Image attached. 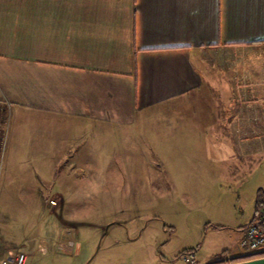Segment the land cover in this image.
<instances>
[{"label": "crops", "instance_id": "0c3cea01", "mask_svg": "<svg viewBox=\"0 0 264 264\" xmlns=\"http://www.w3.org/2000/svg\"><path fill=\"white\" fill-rule=\"evenodd\" d=\"M203 101L211 141L261 166L264 0H0V164L21 189L52 196L99 134L162 111L174 122L180 102ZM33 133L37 143L25 140ZM261 203L243 223L215 219L227 234L192 250V263L154 264H264V250L237 247Z\"/></svg>", "mask_w": 264, "mask_h": 264}, {"label": "rangeland", "instance_id": "374dc122", "mask_svg": "<svg viewBox=\"0 0 264 264\" xmlns=\"http://www.w3.org/2000/svg\"><path fill=\"white\" fill-rule=\"evenodd\" d=\"M207 103L180 102L174 122L162 111L139 129L99 134L84 147L87 164L68 167L71 177L63 168L52 196L19 188L0 164V260L23 252L25 264H154L224 237L225 229H211L215 219L243 223L264 201V157L249 167L213 143ZM28 139L37 143V134Z\"/></svg>", "mask_w": 264, "mask_h": 264}, {"label": "built area", "instance_id": "2783aa9c", "mask_svg": "<svg viewBox=\"0 0 264 264\" xmlns=\"http://www.w3.org/2000/svg\"><path fill=\"white\" fill-rule=\"evenodd\" d=\"M49 203L50 205H56L54 200H50ZM239 247L248 254L264 250V207L258 208L254 220L246 227ZM184 259L192 263L193 254H186ZM25 260V253L17 252L1 259L0 264H25Z\"/></svg>", "mask_w": 264, "mask_h": 264}, {"label": "trees", "instance_id": "16d2710c", "mask_svg": "<svg viewBox=\"0 0 264 264\" xmlns=\"http://www.w3.org/2000/svg\"><path fill=\"white\" fill-rule=\"evenodd\" d=\"M2 118L0 117V122H2ZM2 137V132H1V130H0V139H2L1 138ZM195 249V248H194ZM194 249H190V250H188V251H182L181 253H180V256H184V255H186V254H188V253H191V251L192 250H194ZM257 255V254H256ZM255 254H252V255H249L248 257H254V256H256ZM248 257H246V258H248Z\"/></svg>", "mask_w": 264, "mask_h": 264}]
</instances>
